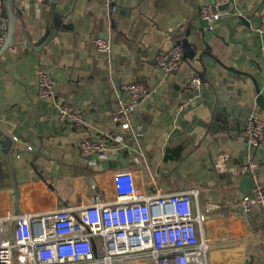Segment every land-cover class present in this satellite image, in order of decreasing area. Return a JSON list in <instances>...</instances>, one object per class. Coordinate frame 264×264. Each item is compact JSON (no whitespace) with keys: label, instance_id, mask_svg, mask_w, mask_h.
I'll list each match as a JSON object with an SVG mask.
<instances>
[{"label":"crops","instance_id":"crops-1","mask_svg":"<svg viewBox=\"0 0 264 264\" xmlns=\"http://www.w3.org/2000/svg\"><path fill=\"white\" fill-rule=\"evenodd\" d=\"M208 2L118 0L110 8L106 0H62L54 9L53 0H13L10 27L0 0V138L7 149L12 141L11 155L0 159V211L7 202L20 214L110 204L116 200L114 173L129 170L138 191L151 197L196 190L194 202L207 209L210 264H264V218L257 207L246 213L241 205L252 190L251 175L231 174L256 162L264 184V149L247 155L239 147L246 138L243 121L238 134L226 133L223 128L229 131L236 122L223 123L222 114L215 115V89L228 104L238 93L245 104L256 85L264 91V39L256 32L264 0H229L219 7L224 22H211L210 29L191 26ZM56 15L62 17L59 27ZM109 30L115 38L107 60L93 55L90 38ZM181 33L188 49L176 43ZM175 45L182 62L164 74L156 56ZM204 50L227 67L213 68L215 78L204 68L199 77L194 69L200 65L192 52ZM40 67L57 81L54 98L39 96ZM194 76L200 85H191ZM225 80L233 85L228 96ZM131 82L156 90L137 113L144 126L139 141L110 118L115 90ZM56 101L80 108L88 125L78 130L61 122ZM255 113L264 119V109ZM115 135L124 141L104 156L79 149L84 139ZM116 264L153 261L127 258Z\"/></svg>","mask_w":264,"mask_h":264},{"label":"built area","instance_id":"built-area-1","mask_svg":"<svg viewBox=\"0 0 264 264\" xmlns=\"http://www.w3.org/2000/svg\"><path fill=\"white\" fill-rule=\"evenodd\" d=\"M228 2L211 0L203 7L201 17L209 23L218 21L223 16L219 7ZM117 3L118 0H106L110 8ZM256 32L264 39V15ZM114 38L112 30L90 38L93 55L110 60ZM181 62L178 45L156 56L157 67L164 74L177 70ZM37 78L40 98H54L57 81L53 74L40 67ZM190 83L195 86L201 81L194 76ZM154 92L142 82L126 83L115 90L111 121L136 141L144 128L137 122V113ZM190 103L191 100L182 102L179 110L187 109ZM54 106L64 124L78 130L88 125L80 108L62 101H56ZM245 135L250 148L264 149V119L256 113L248 115ZM123 141L122 135L89 138L80 142L79 149L84 155L104 156L117 150ZM243 173L251 175L252 190L243 197L242 209L249 213L257 207L264 218V184L259 180L257 163L231 169L233 175ZM113 179L116 200L110 204L98 201L80 210L64 207L20 214L7 202L0 211V264H116L127 258H148L153 264H210L207 209L194 202L195 189L151 197L138 191L129 170L116 171Z\"/></svg>","mask_w":264,"mask_h":264},{"label":"water","instance_id":"water-1","mask_svg":"<svg viewBox=\"0 0 264 264\" xmlns=\"http://www.w3.org/2000/svg\"><path fill=\"white\" fill-rule=\"evenodd\" d=\"M53 7L54 9H56L55 3H53ZM12 8H13V0H4L3 7H2V14H3L5 21L9 23L10 27L13 24V18H14V13H13ZM53 20H54L53 22L54 25L57 27L60 26L59 23H62L61 22L62 17L60 15H56ZM225 20H226V17L222 16L221 19H219L216 22H224ZM196 25L197 26L199 25L201 29L211 28L209 22L203 19L201 16L195 18V20L191 22V26H196ZM183 33H181V35L179 34L176 37L177 39L176 43L188 49L189 47L188 43L182 40ZM192 57H193V60L196 61L197 64L200 65V67L198 68L196 67L197 65L194 67L199 77L200 75L205 74V72L207 71L206 74H208L209 76L211 75L213 78H215V75L211 74V71L213 68L223 67L227 69L224 63L218 60L215 56H212V54L208 50H204L202 52L193 51ZM200 68L206 69L205 72L203 70H200ZM226 85H227V96H228L230 91L233 89V85H232V82H227V81H226ZM215 95L217 97V103L215 106V115L217 116L219 114H222L221 121L223 123H230V120H234L237 124V126L236 125L233 126L231 130L229 131H227L228 128H223L224 129L223 132H226V133L238 134L239 126H240L239 123L241 121H243V123L245 124V121L248 115H250L251 113H255L256 110L258 109H262V110L264 109V91H262L258 85L255 86V91H254L253 96L245 97V100H246L245 104L240 103L241 99L243 98L242 94L240 93H238L237 97H234L233 100L230 101L229 104L225 103L226 95L221 96L216 89H215ZM244 115L246 116L244 117ZM243 141L245 142L243 144V147H242V139L239 142V147L243 148V150L245 151L247 155H250L251 152L261 150V149L250 148L247 138H244ZM10 146H12V141H11ZM10 146L8 147V149L2 147V139L0 138V159H2L4 154L11 155ZM235 155H239V154L235 153ZM250 258L252 259V256H250Z\"/></svg>","mask_w":264,"mask_h":264},{"label":"rangeland","instance_id":"rangeland-1","mask_svg":"<svg viewBox=\"0 0 264 264\" xmlns=\"http://www.w3.org/2000/svg\"><path fill=\"white\" fill-rule=\"evenodd\" d=\"M214 257H215V259H218V258H219L218 256H215V255L213 256V258H214Z\"/></svg>","mask_w":264,"mask_h":264}]
</instances>
